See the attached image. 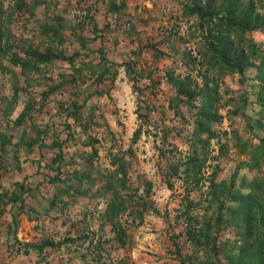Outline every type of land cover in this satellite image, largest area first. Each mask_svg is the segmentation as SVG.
I'll return each mask as SVG.
<instances>
[{
  "label": "rangeland",
  "instance_id": "rangeland-1",
  "mask_svg": "<svg viewBox=\"0 0 264 264\" xmlns=\"http://www.w3.org/2000/svg\"><path fill=\"white\" fill-rule=\"evenodd\" d=\"M182 1L115 0L116 3H122V7L120 14H114L106 9L107 0L80 2L22 0L19 5H16L14 0H0L1 41L13 43L20 53L21 47L27 44L38 49L45 46L61 47L66 52L76 47L79 54L75 56L74 63L82 65V69L77 74L75 72L73 78L69 75L72 71L70 65L60 58L49 63H41L38 65V71L29 70L24 74L10 63L8 52H0V130L10 136V145L6 147L0 160L5 166L0 167V185L4 190L12 187L15 191L17 189L14 184L18 182L32 187L28 194L24 191L21 193L24 210L17 214L19 220L14 232L18 241H12L9 235L11 244L15 246L17 243L19 251L16 254L11 253L15 257L11 258L10 264H44L43 259L46 260L45 264H67L72 258L73 264H83V259H87V264H113L121 260L124 264H178L170 235L179 232L180 223L176 222L174 213L178 198L183 194L182 186L179 185V181L175 182L172 188L165 186L161 178V168L158 166L164 159L158 156L153 147L151 134L144 132V129L148 127L146 122L150 124L163 118L171 127L168 140L175 143L178 149L187 148V144L179 140L180 136L184 139V131L180 130V124L185 119L190 120V112L181 106L179 111L183 116L174 114L171 108L166 107L165 101L172 89V86L166 83L165 69L169 72L172 69L173 77L181 78L184 72L188 71L187 65L182 62V53L186 52L184 56L190 57L189 52L191 54L198 52L196 37L191 35L195 26L194 17L181 14ZM260 9L264 11V6ZM93 22L96 28H101L100 31L93 30ZM55 29L57 33L53 34L52 31ZM99 32L103 34L102 39L96 37L86 40ZM251 32L264 40L263 31ZM75 34L85 37L84 46L77 43ZM145 42H153V45L162 52L145 46ZM100 43L106 48L105 56L108 61H114L113 80H110L107 74L96 80L95 72L91 70L90 65L97 62L96 47ZM135 52L138 54L135 55ZM128 58H135L133 65L137 69L139 67L142 69L143 74L136 83L137 87L132 86L122 65ZM196 65L198 67L199 62ZM197 80L199 81V78ZM49 84L56 87L39 100L37 93L46 90ZM239 87L236 73L226 72L218 78L217 89L220 98L218 112L221 116L217 128L221 139L228 144L226 143L224 155L218 158L217 180L227 181L231 175L237 177L242 173L250 177L253 173L247 168H240L237 174H232L234 165L245 157L244 154H238L230 145L232 129L238 125L237 131L242 132V126L238 123L242 121L233 117L229 111L231 101L235 99ZM98 89L101 91L98 92ZM71 100L79 105L82 120L88 123L85 131L98 139L97 155L94 160L99 163V171L112 167L108 160L110 153L116 148H129L130 180L134 184L143 183V179L151 182L148 205H153L159 212L145 209L142 211L141 219L135 218L133 221H130L128 214H122L123 224H132L126 226L127 241L123 247L111 238L113 231L109 229V222L103 219L107 213L110 192L78 195L66 203L56 201L51 209L40 216H34L31 210L35 205L34 198L41 199L42 196H50L51 193L47 178L53 170L47 164L52 149L47 146L52 136L65 138L62 145L65 151L64 159L61 161L62 169L77 165L81 160L78 155L87 152L88 147L82 142L84 132L78 125H70V129L73 130L72 138L65 135L66 127L61 107L70 105ZM29 102L33 106L23 123L12 126L11 119ZM5 110H8L7 114ZM66 119L71 123L70 117ZM32 123L42 128L45 124L49 125L39 133L47 146L38 147L33 144L26 148L19 142L14 147L13 142L19 137L33 136ZM139 123L142 124L141 133L134 142H131L132 132ZM212 145L208 156L217 153L216 144ZM13 149L17 151L18 167L15 166L14 160H10ZM69 155L73 158L70 159ZM209 169L210 167L205 166L204 171L207 172ZM262 173L264 174V167L261 165L257 177ZM201 181L202 177L199 183ZM202 182L201 189H194L190 194L204 198L205 201L208 197L205 191L206 181ZM84 185L82 183L80 187ZM64 199L66 197H63ZM8 205L0 204V209H3L0 210L2 232H4L2 223L10 220V214L5 211ZM165 212L168 213L167 216ZM47 233L54 235V239L70 236L73 240L63 242L56 250L45 249L42 258L36 256L32 249L27 253L22 252L25 248L24 243L38 241ZM82 234L87 236L78 238ZM179 237L172 238L177 239L181 251L185 252L186 243L181 236ZM222 237L223 235L220 236ZM216 255L220 264H227L218 249Z\"/></svg>",
  "mask_w": 264,
  "mask_h": 264
},
{
  "label": "trees",
  "instance_id": "trees-1",
  "mask_svg": "<svg viewBox=\"0 0 264 264\" xmlns=\"http://www.w3.org/2000/svg\"><path fill=\"white\" fill-rule=\"evenodd\" d=\"M21 1L14 0V3L19 5ZM263 6L264 0H183L180 4L182 15L194 17L195 26L191 35L196 37V51L198 52L196 54L189 52L190 57L184 56L186 52L182 53V62L187 65L188 71L184 72L181 78L173 77L172 69L171 72L165 69L166 83L172 86L165 101L166 107L171 108L174 114L183 116L179 111L181 106L190 112V120L185 119L180 124V130L184 131V139L180 136L179 140L186 143L187 148L178 149L175 143L168 140L171 127L164 122L163 118H160L158 122L152 121L150 124L146 122L148 127L144 129V132L151 134L153 147L158 156L164 159L158 164L161 168L163 183L167 188H172L175 182L179 181V185L182 186L183 194L178 198L177 209L174 213L176 222L180 223V225L176 223L179 225V232H173L170 235L178 264H220L216 255L217 249L222 253L227 264H264V174L262 173L260 177L256 175L260 166L264 167V40L251 32L253 30L264 32V11L260 9ZM121 7L122 3L107 0L106 9L109 12L120 14ZM92 28L95 32L101 30V28H96L94 22ZM52 32L56 34L57 30ZM101 33H95L86 40L96 37L102 39L103 34ZM75 36L78 39L77 43L84 46L85 37L79 34ZM145 46L162 52L153 45V42H145ZM105 49L101 43L96 47L97 62L90 65L91 70L95 72L96 80L101 79L104 74H107L110 80L114 77H112L115 72L114 61H108ZM0 52H8L10 63L24 74L29 70L38 71L39 64L49 63L56 58L64 59L70 65L72 70L69 73L70 78L82 69L80 63H74L75 56L79 54L76 47L66 52L61 47L45 46L43 49H38L27 44L21 47L20 53L13 43L1 41L0 32ZM137 54L138 52H135V55ZM134 59L128 58L123 61L122 65L132 86L137 87L136 83L143 73L140 67L137 69L133 65ZM198 62L199 66L196 67ZM226 72L236 73L240 84L235 99L231 101L229 111L233 117L242 121V123L238 121L242 126V132L237 131L238 125L232 129L230 145L237 150L238 154L245 156L234 165L232 174L240 168L253 171L250 177L242 173L237 177L231 175L227 181L216 179L219 167L218 158L224 155L228 144L221 139L217 128L221 116L218 112L220 107L218 78ZM214 75L215 78H213ZM55 87L56 85L49 84L46 90L37 93L38 99L42 100ZM32 106L31 102L24 105L11 119L12 126L21 125ZM61 109L63 110L64 127H66L65 135L72 138L73 130L70 129V125H78L79 129L84 132L82 142L88 149L87 152L78 155L81 160L77 165L62 169L61 161L65 153L62 145L65 138L52 136L47 146L39 136V133L49 125L45 124L42 128L32 123L33 136L19 137L13 142L14 147L20 142L26 148L35 144L38 147L47 146L52 149V155L47 164L53 170L47 178L51 191L50 196H42L41 199L34 198L35 205L31 210L34 216H40L51 209L56 201L66 203L67 200L78 195L110 192L107 213L103 219L109 222V229L113 231L111 238L123 247L127 241L126 226L132 224L124 225L122 214H128L130 221H133L135 218L140 220L142 211L145 209L159 212L153 205H148L151 182L143 179V183L134 184L130 180L128 156L131 150L129 148H116L110 153L108 160L112 167L99 171V163L94 160L97 155L98 139L85 131L88 123L82 120L79 105L71 100L70 105L61 107ZM7 113L8 110H5V114ZM138 114L141 115V113ZM68 117L72 119L71 123L66 119ZM87 117L90 119L89 115ZM141 126L142 124L139 123L133 130L131 142L139 137ZM223 132L225 133V130ZM213 143L217 146V153L208 156ZM8 145H10V136L0 130V160ZM16 152L13 149L10 160H14L15 166L18 167ZM69 157L73 158L72 155ZM205 166L210 167L209 171H204ZM0 167L5 168L2 163ZM200 177L202 181H206L205 191L208 197L205 201L204 198L190 194L194 189H201L203 182L199 183ZM82 183L85 185L80 187ZM15 185L17 191L12 187L4 190L0 185V204L2 206L5 203L9 204L5 211L10 214V220H7L5 224L2 223L4 232L0 230V236L6 249L9 248V252L14 254L19 251L17 243L15 246L11 244L12 241H18L14 233L19 220L17 214L24 210L21 193L24 191L28 194L32 188L22 182L14 184V187ZM63 197L66 199L63 200ZM209 208L211 209L208 211ZM167 214L165 212L166 216ZM221 235H223L222 238H220ZM53 236L47 233L42 235L38 241L24 243L25 248L22 252L27 253L32 249L36 256H41L45 249L56 250L63 242L73 240L70 236L58 239H54ZM86 236L87 234H82L78 238ZM179 236L186 243L185 252L181 251L176 239L177 237L179 239ZM86 260H82L83 264H87ZM43 261L45 264L46 260L43 259ZM73 263L72 258L67 264ZM113 264H124V261Z\"/></svg>",
  "mask_w": 264,
  "mask_h": 264
},
{
  "label": "crops",
  "instance_id": "crops-1",
  "mask_svg": "<svg viewBox=\"0 0 264 264\" xmlns=\"http://www.w3.org/2000/svg\"><path fill=\"white\" fill-rule=\"evenodd\" d=\"M13 257H15V255H11L9 248L6 249V245L3 243L2 237L0 236V263L10 264L11 258ZM36 260L40 261L39 259ZM40 262L42 263V261Z\"/></svg>",
  "mask_w": 264,
  "mask_h": 264
}]
</instances>
